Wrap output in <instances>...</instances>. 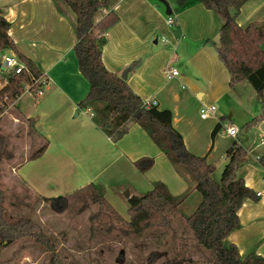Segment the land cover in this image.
Listing matches in <instances>:
<instances>
[{
	"label": "crops",
	"instance_id": "obj_1",
	"mask_svg": "<svg viewBox=\"0 0 264 264\" xmlns=\"http://www.w3.org/2000/svg\"><path fill=\"white\" fill-rule=\"evenodd\" d=\"M112 1L120 21L105 34L102 57L106 67L120 76L130 69L126 79L129 85L144 101L156 100L159 110L172 112V125L191 153L205 156L209 163L218 166L219 158L226 161L225 153L235 141L248 152V162L238 174L255 194L258 191L262 194L244 200L238 212L241 227L227 237L226 243H234L243 258L252 253L264 256V167L258 163V157L264 154V135L251 142L243 130L236 137L227 132L230 124L241 129L242 124L258 117L260 136L264 113L252 85L242 81L230 87L229 73L218 59L219 34L225 17L207 9L199 0H189L182 7L176 0H166L171 15L178 21V26L171 28L167 25L166 6L160 0ZM0 13L11 23L9 34L20 51L38 63L42 76L48 80L43 95L25 91L3 116L12 117L11 125L6 130L1 128L15 154L10 163L2 166V186L7 194L5 207L11 219L20 218L18 214L30 209L37 216L33 219L41 225L47 224L51 234H63L59 247L69 243L66 236L73 231L77 234L73 235L77 246L87 248L89 245H80L87 239L82 234L78 236L80 227L74 229L63 221V217L76 212L73 207L77 206V197L95 192L94 195H102L115 209L114 202L128 206V212V197L124 195L127 190L130 195H142L158 181L165 183L174 196L192 189L141 125L131 124L127 133L114 141L94 123L91 109L79 108L90 85L79 69L74 52L76 15L63 0H0ZM104 16L103 11L97 12L94 22ZM251 21H264V0H249L241 8L237 17L239 25L246 26ZM164 37L168 42L162 41ZM13 54V50L6 49L0 61V90L13 74L4 66L5 57ZM139 59L141 65L132 69L131 63ZM167 66L176 67L180 74L168 79ZM28 93L29 98L23 99ZM244 96L249 98L248 106L243 102ZM228 102H233L232 107ZM205 105H215L216 110L203 119L200 109ZM11 110H14L12 114ZM236 110H239L237 121L232 115ZM30 118L35 121L34 134L28 133ZM218 124L221 129L213 140L212 131ZM43 146L46 148L42 155L31 159ZM143 157H153L155 161L145 172L134 165ZM195 193L187 197L183 208L195 210L200 202ZM60 196L67 197V207L57 212L45 198ZM26 239L30 238L20 242ZM27 243L36 249L33 260L40 261L43 249ZM13 246L0 254L5 256ZM24 255V259L30 257L28 253ZM14 259L11 257L5 264L13 263Z\"/></svg>",
	"mask_w": 264,
	"mask_h": 264
},
{
	"label": "trees",
	"instance_id": "obj_2",
	"mask_svg": "<svg viewBox=\"0 0 264 264\" xmlns=\"http://www.w3.org/2000/svg\"><path fill=\"white\" fill-rule=\"evenodd\" d=\"M75 13L77 41L74 52L79 69L89 81V91L78 104L80 109H91L94 123L114 141L121 139L133 123L141 125L168 156L175 170L192 186L184 195L174 196L167 185L155 182L153 188L142 195H130L129 219H125L102 195L96 201L118 223L125 224L137 235L146 234L154 226H169L177 214L183 215V203L194 191L201 199L195 210L183 215L197 243L210 252L213 264H264V256L252 253L243 258L234 243H226L227 237L241 227L239 210L246 198H257L238 172L248 162V152L235 141L225 153L226 164L217 183L213 174L216 166L209 163L205 156L191 153L185 146L182 135L172 125V112L147 107L128 81L110 71L102 57L106 43L105 34L120 21L115 10H110L99 22H94L97 12L110 9L112 0H63ZM189 0H176L179 7ZM207 9L225 17L219 34L217 56L230 76V87L248 81L260 97L264 113V21H251L246 26L237 22L241 8L249 0H199ZM11 23L0 13V53L6 49L15 52L25 68L11 74L7 84L0 90V121L6 110L25 92V87L38 79L42 72L38 63L20 51L9 34ZM207 43L211 40H206ZM142 60L131 63L132 69L138 68ZM39 86L32 90L36 91ZM29 134L36 129L34 119L30 118ZM259 123L254 117L240 130H247ZM220 124L212 131L214 140L220 131ZM46 146L36 151L30 158L42 155ZM15 154L11 143L0 126V253L18 241L30 238L50 253L44 264H67L63 261L58 247L40 224L30 217L11 219L6 212L7 194L2 186V166L11 162ZM153 157H143L134 162L135 167L145 172L154 165ZM264 167V154L258 157ZM57 212L67 207V197L45 198ZM110 231V225L103 226ZM82 264V263H74Z\"/></svg>",
	"mask_w": 264,
	"mask_h": 264
},
{
	"label": "rangeland",
	"instance_id": "obj_3",
	"mask_svg": "<svg viewBox=\"0 0 264 264\" xmlns=\"http://www.w3.org/2000/svg\"><path fill=\"white\" fill-rule=\"evenodd\" d=\"M4 56H5V50L0 53V61L3 60ZM6 75L7 74L5 73L2 74L3 77H5ZM245 82L249 84L248 81ZM28 98H29V93L23 97V99L26 100ZM248 99L249 98L247 96L243 97L244 100L243 102L247 106L250 103ZM232 103L233 102H228L227 105L229 107H232ZM13 112L14 110H11L10 113L12 114ZM232 115H235L237 121L239 110H236L235 114ZM11 123H12V117L11 115L8 114L7 116L2 117V120L0 121V126L6 130V127L10 126ZM226 124H229V122L227 123L226 121ZM28 126L30 130L29 120H28ZM242 132L243 135L246 138H248L251 142L258 141V139L264 135V131L262 130V134L258 136L257 125L251 127L250 129L243 130ZM219 161L221 162H219L218 166L215 165L217 167L215 173L213 174V178L217 183H220L221 174L226 164L224 158L222 159L219 158ZM94 194L95 192L90 191V193H85L84 194L85 196L83 195L82 198L77 197L76 198L78 200L76 203L77 206L73 207V209H75L76 212L73 213L72 211L68 216L63 217L64 219L63 221H67L68 225L74 226V229L80 227L79 229L80 232L78 233V236H80L81 234L83 235V237L87 236L86 241L80 244L82 246L89 245L87 246V248H81V247L79 248L77 246V243H75L76 241L74 240L73 237V235L76 237L77 234L73 231L71 233H68L66 236L67 237L66 240H69V243L66 242L64 243V247H59V245L63 241L62 238L63 234L62 236L58 233L51 234L52 230L49 228L47 224L45 226L40 224L43 230L55 242V244L57 245L60 251V254H62V256L64 257L65 261L64 260L63 261L66 262L67 264H74V263L213 264L214 263V259L210 254V252L205 250L197 243L193 232L185 223V219L183 215L191 214L193 211L192 208H183V215L177 214L173 216L171 219V224L169 226H162V227L158 225L154 226L146 234L140 236L134 233L133 231H131L125 224L118 223L117 221H115L96 201L95 199L96 195ZM195 194H197L200 200L201 199L200 194L197 192ZM9 195L11 197L12 194L10 193ZM26 197L31 198L29 195H26ZM26 197H22V198H24L25 200ZM27 201L30 203L32 200L30 199ZM114 205L116 209L122 214V216L126 218L129 217V214L126 210L128 206L116 202H114ZM29 211L30 212L21 213L18 215H20L21 217H30L32 219L33 218L37 219V216L33 214L34 212H32L30 209ZM175 217L179 219L178 220L176 219V221H174ZM106 224L110 225L111 227L110 231L103 229V226ZM71 239L74 241L70 242ZM20 241H18L19 243L17 242L15 244H12L14 246L7 251V254L5 256L0 254V264H5L6 261L10 260L11 257L15 258L13 260V263L11 262L12 264H44L48 262L50 258V253L46 251L44 247H42L39 244L35 245V247L37 246V248H39L40 250L43 249V255L41 256L43 258L41 260L39 259L40 261L35 262L33 260V255H35L36 249L31 247L27 243V242H31L35 244L34 240L26 239V241H22V242ZM97 243H99V245L95 247ZM70 245H75V247L71 248L69 247ZM25 247H30V248L24 250ZM23 251L25 252L23 253ZM44 252H48L47 255L46 254L44 255ZM25 253H28L30 255V257L27 256L28 259H24ZM39 254L40 252L37 251V255Z\"/></svg>",
	"mask_w": 264,
	"mask_h": 264
},
{
	"label": "built area",
	"instance_id": "obj_4",
	"mask_svg": "<svg viewBox=\"0 0 264 264\" xmlns=\"http://www.w3.org/2000/svg\"><path fill=\"white\" fill-rule=\"evenodd\" d=\"M114 8L115 7L112 6L110 9H108V10L104 9L102 11L106 15L110 12V10H114ZM167 25L171 28L177 27L178 26L177 18L174 15H168L167 16ZM162 41L166 43V42H168V38L164 37L162 39ZM4 66L7 69L11 70L13 72V74L20 73L25 68V65L18 58V56L16 54H13L11 56H6L4 59ZM165 74H166V77L168 79H171L175 76H178L180 74V72L176 67L167 66L165 68ZM36 86H39V88L35 92L38 96H41L44 94L46 88L48 87V80L41 75L38 79L34 80L32 84L26 85L25 91H31L32 92L33 91L32 89ZM157 103L158 102L156 100H146L145 101V104L147 107H152V106L157 107ZM215 110H216L215 105H205L200 109V117L205 119L211 113H213ZM227 132H228L229 136L236 137L240 132V128L235 124H230L227 127ZM263 141H264V139H263ZM256 194H257V196H261L262 192L258 191Z\"/></svg>",
	"mask_w": 264,
	"mask_h": 264
},
{
	"label": "water",
	"instance_id": "obj_5",
	"mask_svg": "<svg viewBox=\"0 0 264 264\" xmlns=\"http://www.w3.org/2000/svg\"><path fill=\"white\" fill-rule=\"evenodd\" d=\"M160 1L166 6V13L168 15H171L172 14V10H171L168 2L166 0H160ZM129 71H130L129 68L125 69L124 72L121 74V77L126 80ZM260 127L264 131V122L261 123ZM124 194H125L126 197H129L130 196L129 190H127Z\"/></svg>",
	"mask_w": 264,
	"mask_h": 264
}]
</instances>
